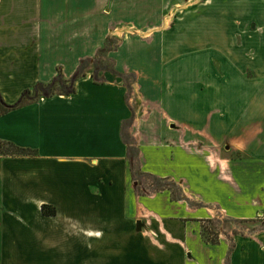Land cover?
<instances>
[{
  "label": "crops",
  "instance_id": "obj_1",
  "mask_svg": "<svg viewBox=\"0 0 264 264\" xmlns=\"http://www.w3.org/2000/svg\"><path fill=\"white\" fill-rule=\"evenodd\" d=\"M59 72L0 115L34 151L0 154V264H264V0H0L5 102Z\"/></svg>",
  "mask_w": 264,
  "mask_h": 264
},
{
  "label": "rangeland",
  "instance_id": "obj_2",
  "mask_svg": "<svg viewBox=\"0 0 264 264\" xmlns=\"http://www.w3.org/2000/svg\"><path fill=\"white\" fill-rule=\"evenodd\" d=\"M87 66H88L87 64H79V67L77 70L78 75L83 74L85 72V69L87 68ZM94 66L96 69L97 68L111 69L112 64L110 61H108V59H106L105 57L100 55V58L97 59V62ZM245 73H246L247 77H252L254 75V70H253V68L247 67ZM130 79L131 78H129V80ZM66 80L71 81V79H66ZM69 85H70V83L65 84L63 86H69ZM60 88L61 87L59 86L58 83L56 84V86H54V90H58ZM130 90H131V87H130ZM46 91H47V89L40 88L41 94H43V92L45 93ZM136 93H137V91H135V95H136ZM124 138L129 144L133 143V139L130 138L127 133L124 134ZM190 146H193V148L200 147L199 149H201V146H203V145H202V143L201 144L195 143L193 145L191 144ZM129 149H130V153L133 154L135 151L134 147H129ZM148 183H149L148 185L144 184L146 186V188H149V189H157L158 188L159 189L165 185V186L170 187L172 189L173 196L179 195V193H176L177 191L173 188L174 185H169V183L167 181H164V180L161 181L160 179H157V178L156 179L149 178ZM217 216H215V218H213V219L204 220V223H203L204 229H202V236L205 240L209 238V240L213 239V241L215 240V242H217V237H218L219 232L224 231V229L227 230L228 232L230 231L234 234H238V233L252 232L256 229H261L263 227V223L260 222L262 220H260V219H259V222L256 221V223L254 224L253 221L239 222V221H233L232 219H229V218L221 217L220 215H217ZM260 223H261V225H260ZM152 226H153V224H152Z\"/></svg>",
  "mask_w": 264,
  "mask_h": 264
},
{
  "label": "trees",
  "instance_id": "obj_3",
  "mask_svg": "<svg viewBox=\"0 0 264 264\" xmlns=\"http://www.w3.org/2000/svg\"><path fill=\"white\" fill-rule=\"evenodd\" d=\"M75 76H78V72L76 73ZM57 83L59 84L61 88L58 90H54V86H56ZM69 83H70L69 86H63ZM40 88H45L47 89V91L41 94ZM73 90H74V86L72 84V80L68 81L64 79L62 74L59 72L53 81L46 83V84L39 83L32 89L23 90L20 96L18 97V99L14 101L13 103L5 102V100L0 94V115L5 114L10 110L30 104L34 102L35 100L39 99L41 96H50L53 94H69ZM0 154H9V155H17V156L34 155V151L29 148L17 146L10 141L0 140ZM40 210L43 215H54L55 214V209L51 207L50 205L42 204L40 207ZM206 240L209 242H215V240L214 241L213 239L209 240V238Z\"/></svg>",
  "mask_w": 264,
  "mask_h": 264
}]
</instances>
